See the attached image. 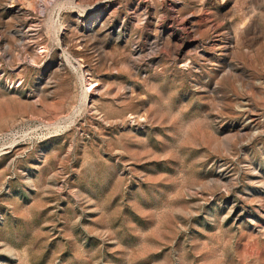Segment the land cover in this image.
<instances>
[{"label":"rangeland","instance_id":"1","mask_svg":"<svg viewBox=\"0 0 264 264\" xmlns=\"http://www.w3.org/2000/svg\"><path fill=\"white\" fill-rule=\"evenodd\" d=\"M0 264H264V0H0Z\"/></svg>","mask_w":264,"mask_h":264},{"label":"bare ground","instance_id":"2","mask_svg":"<svg viewBox=\"0 0 264 264\" xmlns=\"http://www.w3.org/2000/svg\"><path fill=\"white\" fill-rule=\"evenodd\" d=\"M87 82H86V79H84V91H85V94H87L86 92L88 91V87H90V84L87 83Z\"/></svg>","mask_w":264,"mask_h":264}]
</instances>
